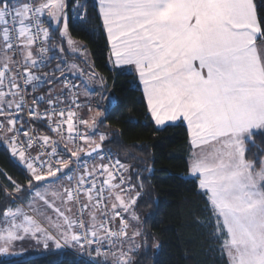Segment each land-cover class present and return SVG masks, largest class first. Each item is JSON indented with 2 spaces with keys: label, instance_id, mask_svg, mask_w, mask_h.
Wrapping results in <instances>:
<instances>
[{
  "label": "snow or ice",
  "instance_id": "snow-or-ice-1",
  "mask_svg": "<svg viewBox=\"0 0 264 264\" xmlns=\"http://www.w3.org/2000/svg\"><path fill=\"white\" fill-rule=\"evenodd\" d=\"M81 7L75 4L74 19L86 22ZM98 18L110 57L138 77L155 125L186 124L188 170L206 196L207 226L222 238L225 264H264V157L248 158L246 146L264 134V46L256 44L264 28L253 0H98ZM53 25L76 54L68 0H0V143L31 176L27 206L32 213L21 206L0 209V256H24L14 249L30 238L46 250L50 244L58 251L94 247L93 264H107L109 257L112 264H134L130 253L141 247L142 232L133 222L139 221L135 206L142 178L137 177V188L131 176L125 177L128 166L102 154L106 136L100 134L98 141L93 136L104 113L79 102V85L64 75L63 58L51 74H34L52 59ZM67 68L84 74L76 64ZM56 72L64 88L28 105V86L34 92L51 84ZM25 110L29 120L22 119ZM30 121L46 122L60 141L25 129ZM33 149H38L35 156ZM94 154L99 163L89 167ZM11 183L15 192L24 191Z\"/></svg>",
  "mask_w": 264,
  "mask_h": 264
},
{
  "label": "trees",
  "instance_id": "trees-1",
  "mask_svg": "<svg viewBox=\"0 0 264 264\" xmlns=\"http://www.w3.org/2000/svg\"><path fill=\"white\" fill-rule=\"evenodd\" d=\"M74 1L84 6L87 20L69 18V35L88 49L91 72L110 90L111 106L95 129L97 134L106 136L102 151L111 153L129 167L126 175L132 177L131 182L137 188L141 182L137 177L143 182L142 196L135 206L142 235L138 240L141 247L130 253L134 264H225L226 258L220 251L222 238H216L214 228L207 226L210 214L206 196L199 192L197 180L189 177L190 144L185 126L181 123L163 129L154 126L136 75L110 66L109 46L95 0H68V13ZM253 2L257 6L258 21L264 28V0ZM51 34L52 51L48 56L52 59L41 76L51 74L61 63L59 52L54 48L58 44V32L52 30ZM258 41L264 44V36ZM69 59L79 61L75 57ZM59 82L54 79L36 90L45 91ZM252 139L254 144L246 145L248 158L257 154L264 157V134H256ZM8 177L22 186L23 194L28 192L29 172L14 163L10 150L0 143V209L17 203ZM0 264L89 263L63 250L33 257L0 256Z\"/></svg>",
  "mask_w": 264,
  "mask_h": 264
},
{
  "label": "rangeland",
  "instance_id": "rangeland-1",
  "mask_svg": "<svg viewBox=\"0 0 264 264\" xmlns=\"http://www.w3.org/2000/svg\"><path fill=\"white\" fill-rule=\"evenodd\" d=\"M45 19H46V15H45ZM68 20H69V13H68ZM61 27H63V22L60 25ZM44 27V26H43ZM47 27V26H45ZM53 30L58 32V44H56V46L54 47L55 49L58 50V54H59V59L63 58V60L65 61V63L63 65H61L62 67L65 68V73L64 75H68L71 78L75 79L76 82L79 85V92H80V101H82L83 105H91L93 110H101L104 114L102 116V118L104 117L106 110L111 106V102H110V90L106 87V84L103 83L102 79L100 77H98L97 75H95V78L92 79L93 73L91 72V58H90V54L88 49L81 43H79L78 41L74 40L71 36L70 38L73 40L74 45L77 47V53L73 54L67 44L66 39L62 40L60 38V33L59 30L55 28V25H53ZM64 49V52L60 51V48ZM83 52L84 55H81L80 53ZM69 57H75L78 58L79 61H75L72 59H69ZM60 63H58L57 65H59ZM71 64H76L78 66L79 69L83 70V75H78V74H73L72 70L67 68V65H71ZM57 79L56 80H60L58 79L59 77H61V73L58 72V74L55 76ZM56 88H49L47 93H50L51 91H56ZM101 94H103L104 99L101 98ZM97 105H99V109H97ZM90 113H88V109L87 107L83 108L82 111V115H84L85 118H87V116ZM101 118V119H102ZM95 131V130H94ZM93 139H96L98 141L99 139V134L96 133L95 131V135L93 136ZM3 144V143H2ZM4 145V144H3ZM189 177L190 178H195L192 177L191 174L189 173ZM51 179V178H49ZM35 183H38L36 181H34ZM17 193V192H13V197L15 202L18 200L17 203H13V205L11 207H17V206H21L24 208V210L28 213V214H32L30 211H28V206H27V201L29 199V193ZM58 203V202H57ZM75 209L73 208V214H74ZM52 218L53 220L56 219L55 214H52ZM140 222H133V227L134 228H139ZM45 226L47 227V224H45ZM140 229V228H139ZM130 234L132 232V229L130 228ZM139 238H137V243L140 244L138 242ZM53 245H49V248L46 250L44 249L42 244H37L34 240L32 239H26L22 242H17L16 247L14 249V251L16 252H21L24 251L25 255L24 256H28V257H33L35 255H40V254H44L46 253ZM128 245H125V251H127ZM53 249V248H51ZM69 249V248H68ZM65 250V249H63ZM62 250V251H63ZM74 251L79 250V247L75 248V249H71ZM67 251V250H66ZM131 255V254H130ZM2 257H13V256H2ZM107 264H112L111 261V257L108 258Z\"/></svg>",
  "mask_w": 264,
  "mask_h": 264
},
{
  "label": "built area",
  "instance_id": "built-area-1",
  "mask_svg": "<svg viewBox=\"0 0 264 264\" xmlns=\"http://www.w3.org/2000/svg\"><path fill=\"white\" fill-rule=\"evenodd\" d=\"M77 3L81 4L79 1H74V3L71 5L70 11H69V18H70L71 20H74V21H79V20L74 19V11H73L74 6H75V4H77ZM79 11L82 13V12H84L85 10L81 7V8L79 9ZM17 59H19V57H17ZM45 67H46V66H45ZM45 67H42V68L39 69L38 71L35 70V73H34V74L37 75V76H41V71H42ZM66 76H67V78H68L69 81H71L72 83H75V84L78 85V83L76 82V80H74L73 78H71V77L68 76V75H66ZM59 85H60V88H61L60 90H58V91H57V90H56V91H51V92H52V93H58V92H60V91L64 88V84H63V81H62V80H60ZM47 92H48V89L45 90V91H37V90H35V91L33 92L31 86H28L27 91H26V93H25V100H26V103H27L28 105H31L32 102H33V98H34V97L47 96V95H49V93H47ZM78 93H79V88H78ZM66 95H67V93H66ZM69 98H70V97H69ZM78 98H79V102L82 104V101H80V93H79ZM82 105H83V104H82ZM46 107H47L46 101H45L44 103H41V104L38 105V108H39L40 111H44V109H45ZM22 119H24V120H29V117H28V115H27V111H26V110H25V112L22 114ZM0 120H4V117H0ZM5 123H6V121H5ZM17 126L19 127V125H17ZM24 127H25V129H27V128H29V127L34 128V129H35V135H36V136L48 135V136L51 137L52 140L57 141V142L60 141V137L57 136L55 133H52V132L47 128V126H46V122H34V121H30V123H26V124L24 125ZM65 135H66V133H65ZM60 148L63 149V143H62V142L60 143ZM37 150H38V149H33V150H32V155H33V156L36 155V151H37ZM102 154H103L105 157H107V156L110 155L112 161L117 160V158H116L115 156H113V155H112L111 153H109V152L102 151ZM68 155H70V153H69ZM65 158H67V155L65 156ZM93 162H95V163H99V158H98V157H94L93 159H90V160H89V167L92 166V163H93ZM108 162H109L108 159H105V160H104V163H108ZM125 177H127L126 172H125ZM64 182L66 183V179H65ZM16 202H18V200H17ZM18 203H19V202H18ZM74 209H75L74 214H76V208L74 207ZM85 219H87V215H86V214H85ZM116 225L118 226V220L116 221ZM129 234H130V230H129ZM65 250H67V251L73 253L74 255H76V256L78 257V259L83 260V261H85V262H88L89 264H93V261H95V260L97 259V257H96V252H95V248H94V247H93V249H92L91 251H90L87 247H85L84 249H80V248H79V250H77V251H74V250H71V249H68V248H65ZM100 259L103 260V257H100Z\"/></svg>",
  "mask_w": 264,
  "mask_h": 264
},
{
  "label": "crops",
  "instance_id": "crops-1",
  "mask_svg": "<svg viewBox=\"0 0 264 264\" xmlns=\"http://www.w3.org/2000/svg\"><path fill=\"white\" fill-rule=\"evenodd\" d=\"M95 3H96V6H97V10H98V0H95ZM102 23V22H101ZM44 27L45 26H47L48 27V24L47 23H45L44 25H43ZM102 28H103V26H102ZM53 30V29H52ZM104 31V30H103ZM105 33V32H104ZM105 36H106V40H107V35H106V33H105ZM107 43H108V41H107ZM256 44H257V46L258 47H260V46H264V44L263 43H260L259 41H258V39H257V41H256ZM108 46H109V44H108ZM109 51H110V46H109ZM110 66H111V68H113V69H124V70H126V71H128V72H131V73H133L134 75H136L135 73H134V71H132L131 69H130V67L129 66H116L115 65V62H114V58H111L110 57ZM34 71V73H35V70H33ZM137 77V76H136ZM137 79H138V77H137ZM138 82H139V79H138ZM139 85H140V88H141V90H142V94H143V86L139 83ZM57 87V91L58 90H60L61 88H60V85H59V83H57V84H55V85H52L51 87H49V88H56ZM80 93V92H79ZM81 100V99H80ZM146 102V101H145ZM147 105V104H146ZM151 117V116H150ZM153 123H154V121H153ZM179 123H181V124H183L184 126H185V128H186V130H187V126H186V124H184L183 123V121H177V122H167L164 126H160V127H158V126H156L155 125V123H154V126L157 128V129H163V128H165V127H167V126H172V125H176V124H179ZM189 140V139H188ZM190 155H191V147H190V154H189V158H190ZM196 179V178H195ZM197 180V182H198V179H196ZM33 184H37V183H35L34 181H33ZM109 207H110V205H109ZM15 208V207H14ZM29 211V210H28ZM51 248H53V249H51ZM51 248L46 252V253H44V254H48V253H55V252H59V251H62V250H55V248H54V246H51ZM42 255V254H41Z\"/></svg>",
  "mask_w": 264,
  "mask_h": 264
},
{
  "label": "water",
  "instance_id": "water-1",
  "mask_svg": "<svg viewBox=\"0 0 264 264\" xmlns=\"http://www.w3.org/2000/svg\"><path fill=\"white\" fill-rule=\"evenodd\" d=\"M95 155V154H94Z\"/></svg>",
  "mask_w": 264,
  "mask_h": 264
}]
</instances>
